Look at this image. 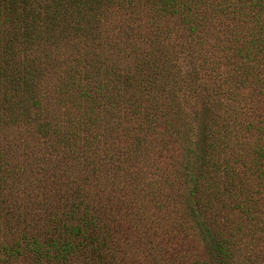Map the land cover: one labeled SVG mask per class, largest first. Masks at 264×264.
<instances>
[{
    "label": "trees",
    "instance_id": "16d2710c",
    "mask_svg": "<svg viewBox=\"0 0 264 264\" xmlns=\"http://www.w3.org/2000/svg\"><path fill=\"white\" fill-rule=\"evenodd\" d=\"M0 264H264V0H0Z\"/></svg>",
    "mask_w": 264,
    "mask_h": 264
}]
</instances>
